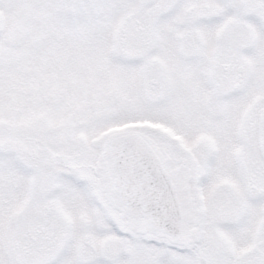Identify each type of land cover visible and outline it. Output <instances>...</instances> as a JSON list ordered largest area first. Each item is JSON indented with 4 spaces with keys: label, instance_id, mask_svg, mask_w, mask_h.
I'll use <instances>...</instances> for the list:
<instances>
[{
    "label": "snow or ice",
    "instance_id": "snow-or-ice-1",
    "mask_svg": "<svg viewBox=\"0 0 264 264\" xmlns=\"http://www.w3.org/2000/svg\"><path fill=\"white\" fill-rule=\"evenodd\" d=\"M0 264H264V0H0Z\"/></svg>",
    "mask_w": 264,
    "mask_h": 264
}]
</instances>
